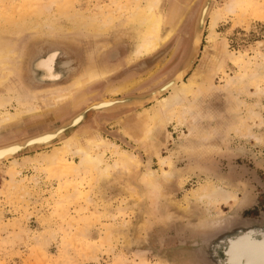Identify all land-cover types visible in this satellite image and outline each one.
<instances>
[{
	"label": "rangeland",
	"instance_id": "rangeland-1",
	"mask_svg": "<svg viewBox=\"0 0 264 264\" xmlns=\"http://www.w3.org/2000/svg\"><path fill=\"white\" fill-rule=\"evenodd\" d=\"M155 1L161 37L172 35L133 61L140 19ZM203 1L0 0V43L15 48L0 86V100H7L0 115L14 119L0 126V147L60 128L100 100L145 95L177 77ZM211 8L199 56L184 77L186 83L196 74L197 85L149 139L156 100L113 114L88 112L53 146L0 164V264H212L210 248L199 258L192 245L220 229L211 227L264 226V0H216ZM48 57L46 78L62 79L34 70ZM93 65L113 71L76 96H48ZM122 88L129 91L114 94ZM93 133L108 143L93 148L96 168L71 152L56 157L65 143ZM118 151L136 157L125 171L113 165ZM149 169L154 188L143 183ZM211 190L231 198L213 202Z\"/></svg>",
	"mask_w": 264,
	"mask_h": 264
},
{
	"label": "bare ground",
	"instance_id": "bare-ground-1",
	"mask_svg": "<svg viewBox=\"0 0 264 264\" xmlns=\"http://www.w3.org/2000/svg\"><path fill=\"white\" fill-rule=\"evenodd\" d=\"M212 3H213V0H205L202 5V8L197 18L196 28H195L196 47L194 48V50H192L191 55L188 59V62H186V65L183 71L181 72V74H184L193 66L194 58L197 53V41H199V38L205 29L207 17L213 5ZM157 8H158V1H155L153 5L149 6L147 10H145L144 15L140 19V24L138 27V30L140 33L139 34L140 40H139L138 46L133 52V57L131 59L133 61L134 59H139L140 57L147 56V55H150L158 51V48L160 47V45L166 42L172 35V30L171 31L168 30L169 31L168 34L165 35L164 37H161L160 33L162 29V17L157 12ZM175 9L176 8L172 10L173 13L170 16L171 20H173L174 15L176 13ZM214 24H215L214 20H212V25ZM14 49L15 48L13 47V45L11 46L8 43L7 44L0 43V86H2V84L5 81H7L9 76L11 75L12 70H10L9 67L4 64V60L6 58H9V55H11V53H14ZM114 57H117V53L112 54L111 58L115 59ZM51 58L52 57H48V59L44 60L40 66L38 63H36L34 70H37L38 73L40 72L39 75L42 78L47 79L48 81H50V79L51 80L62 79L63 74L61 77L57 75L56 76L51 75V77L46 78L49 75L46 72V68L49 66V64H51L50 63L52 61ZM112 71L113 70H109V67L107 65L87 66L84 69V71H82L79 75H77L74 79H72V82L69 87L66 86L67 87L66 89L65 87L64 89L59 87L55 89L54 91L49 92L48 96L53 97V96H58V95L65 94V93H69V95L72 97L76 96L78 92L83 90L85 87L94 83L100 78L108 76V74ZM196 76H197L196 74L193 75L192 78H190L189 81L185 83L184 77L178 75L177 76L178 78L176 77L172 79L171 81L165 83L164 85H161L159 89L152 91L145 95L143 94L141 96H126V97H122L118 99L114 98L110 100H104V101L100 100L98 102H95L92 105L88 106L85 112L83 111V112L76 114L69 122H67L66 124H64V126L60 128H57L52 131L40 133L39 135H36L32 138H29L27 140H24L18 143H12V144L0 147V164H2L1 162L9 157L11 158L16 157V155L19 152H21L23 148H25L26 146L48 145L52 143L53 141L57 140L58 138H61V136H64L67 128L72 127V126L77 127L86 120V113L88 110H93V112L97 113V112L118 111L123 108H134L135 109V108L143 107L145 106V104L151 103L156 100L157 106L154 109L155 112L154 114H152V116H150L151 126L150 128L147 129L145 136H144V140H147L150 138L152 131H154L153 127L155 126V124L163 123L164 120L167 119L168 113L176 105L181 104V102L184 101L186 97L192 92L193 87L197 85L196 80H195ZM132 85L133 84H131V86ZM128 91H129V88H122L116 91L114 94L115 95L125 94ZM172 91H173L172 94L174 95V97H167V98H163L162 100L158 101L159 96H162V95L164 96L165 94L172 92ZM6 101L7 100H0V110L1 108H3ZM29 104L30 102L25 105H29ZM12 119L14 118H12L11 116L7 115L6 117L3 118L0 115V126L1 125L3 126L4 123L7 124L8 121H12ZM100 136L101 135H96L95 133H93V135L91 136L86 135L84 137H80L74 140L73 143H65L63 147H61V149L57 151L56 157H57V154L59 155L65 152H71L73 153L74 156H76L80 160L81 165H89L91 167L96 168L98 165L101 164V161L93 155V151H94L93 148L95 147L100 148L102 146L108 145V143L106 142V139H103ZM117 159L118 160L115 161L113 165L116 168V170H120V171H123L124 169H126L125 167L127 165V162L131 163L132 165L136 162V157L132 153H129L127 151H118ZM161 164L162 166H168V168L172 167V161L168 158L161 159ZM146 171H147V174L143 175L144 186L145 187L151 186L154 188V185H153L154 180L152 178L154 173L151 172L152 170L150 169L149 171L148 170ZM106 175H108V173ZM164 175L167 176L168 174L164 172ZM206 198L214 202L215 200H218V199L226 201L227 199L231 197L227 196L225 193L222 194L220 192L219 194L217 191L216 192L213 191V193H209ZM218 225H216L215 227L213 226L211 228L213 229V228L223 227V225H219V226ZM244 225H245L244 227H240L241 229L244 228L243 229L244 231H240L241 232V234H239L240 236L238 235L239 237L237 236L229 241L231 246L229 247V250L227 251L228 255H227L226 264H262L264 263V230H258V229L251 230L250 229L246 231L248 227L246 224ZM212 240L215 241L216 239H212ZM241 240H243V243H237L238 241H241ZM244 248L247 250L243 251Z\"/></svg>",
	"mask_w": 264,
	"mask_h": 264
},
{
	"label": "water",
	"instance_id": "water-1",
	"mask_svg": "<svg viewBox=\"0 0 264 264\" xmlns=\"http://www.w3.org/2000/svg\"><path fill=\"white\" fill-rule=\"evenodd\" d=\"M216 0H213V3L215 2ZM204 2V1H203ZM203 5V4H202ZM213 7V5H212ZM202 8V6H201ZM212 10V8H211ZM200 12V11H199ZM210 14V13H209ZM199 15V13H198ZM209 16V15H208ZM198 17V16H197ZM207 20H208V17H207ZM197 22V20H196ZM196 22H195V27H194V35H193V42H192V49L191 50H194V48L196 47V36H195V28H196ZM206 25H207V21H206V24H205V28H206ZM205 31V29H204ZM204 31L202 33V35L200 36L199 38V41H197V53H196V56L194 58V63L193 65L195 64V60L198 58L199 56V51L201 49L200 45H201V42H202V38H203V35H204ZM193 67V66H192ZM192 67L189 69L191 70ZM189 70L187 72H189ZM187 72H185L184 74H178L182 77H185ZM177 75V76H178ZM176 77V76H175ZM174 77V78H175ZM178 78V77H177ZM129 109V108H128ZM123 110H126V109H123ZM123 110H118V111H112V112H98V113H95L93 112V110H88V112H93L94 115H97V114H113V113H118V112H121ZM68 121H66L64 124H66ZM61 125L60 127L64 126ZM72 127H69L66 129V132L69 130V129H72ZM63 137V136H61ZM60 138H58L57 140L53 141L52 143L48 144V145H43V146H37V145H32V146H26L25 148H23V150L21 152H19L17 155H19L20 153L23 152V154H26V153H29L30 151H32L33 149H36V148H48L50 146H53L55 142H57ZM16 155V156H17ZM13 158L15 157H9L7 159H5L4 161H2L1 163H4V162H7L9 160H12ZM246 224L247 225V230H252V229H258V230H264V226H255L253 224H247V223H227L225 224V226L221 227L220 229L208 234L207 237H205L203 240H200V241H194L192 243V245L194 247L197 248V250L193 253L196 257H201V258H205V252H204V249L205 248H210V250L213 251V255H211V263L212 264H226V260H227V251L229 250V247L231 246L229 241L232 240L233 238L237 237L239 234H241L240 231H244L243 229L244 228H240V227H244ZM234 225V226H232ZM217 234V235H216ZM244 234V233H243ZM240 236V235H239ZM238 236V237H239ZM212 239H216L215 241H213ZM212 241V242H211ZM244 250H247V249H243ZM206 260V259H205Z\"/></svg>",
	"mask_w": 264,
	"mask_h": 264
},
{
	"label": "flooded vegetation",
	"instance_id": "flooded-vegetation-1",
	"mask_svg": "<svg viewBox=\"0 0 264 264\" xmlns=\"http://www.w3.org/2000/svg\"><path fill=\"white\" fill-rule=\"evenodd\" d=\"M64 56H65V55H64ZM72 60H73V59H72ZM72 60H68V61H71V62H72V65H71V66H72V70H73V69H74V61H72ZM66 61H67V60H66ZM72 70H71V71H72ZM69 74H70V73H69ZM69 74L66 76V78H65L64 80H62V81H60V82L57 81V82H59L58 85H63V84L65 83V81L68 79ZM35 83L38 85L37 82H35ZM38 86H40V85H38ZM40 87H42V88H47L46 85H43V86H40Z\"/></svg>",
	"mask_w": 264,
	"mask_h": 264
},
{
	"label": "snow or ice",
	"instance_id": "snow-or-ice-1",
	"mask_svg": "<svg viewBox=\"0 0 264 264\" xmlns=\"http://www.w3.org/2000/svg\"><path fill=\"white\" fill-rule=\"evenodd\" d=\"M237 243H243V240H241V241H238Z\"/></svg>",
	"mask_w": 264,
	"mask_h": 264
}]
</instances>
